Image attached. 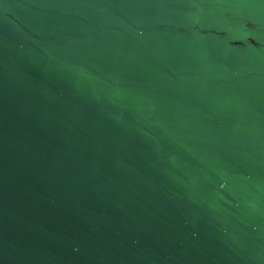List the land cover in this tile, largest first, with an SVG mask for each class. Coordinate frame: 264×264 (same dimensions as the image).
I'll return each mask as SVG.
<instances>
[{
  "label": "water",
  "instance_id": "obj_1",
  "mask_svg": "<svg viewBox=\"0 0 264 264\" xmlns=\"http://www.w3.org/2000/svg\"><path fill=\"white\" fill-rule=\"evenodd\" d=\"M0 264H264V0H0Z\"/></svg>",
  "mask_w": 264,
  "mask_h": 264
}]
</instances>
